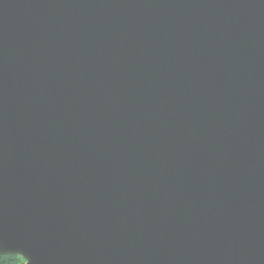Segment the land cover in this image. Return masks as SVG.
Listing matches in <instances>:
<instances>
[{
    "label": "water",
    "instance_id": "water-1",
    "mask_svg": "<svg viewBox=\"0 0 264 264\" xmlns=\"http://www.w3.org/2000/svg\"><path fill=\"white\" fill-rule=\"evenodd\" d=\"M264 264V0H0V255Z\"/></svg>",
    "mask_w": 264,
    "mask_h": 264
},
{
    "label": "trees",
    "instance_id": "trees-1",
    "mask_svg": "<svg viewBox=\"0 0 264 264\" xmlns=\"http://www.w3.org/2000/svg\"><path fill=\"white\" fill-rule=\"evenodd\" d=\"M0 258L3 260V264H23L24 258L17 255H0Z\"/></svg>",
    "mask_w": 264,
    "mask_h": 264
},
{
    "label": "snow or ice",
    "instance_id": "snow-or-ice-1",
    "mask_svg": "<svg viewBox=\"0 0 264 264\" xmlns=\"http://www.w3.org/2000/svg\"><path fill=\"white\" fill-rule=\"evenodd\" d=\"M0 264H3V260H2V258H0Z\"/></svg>",
    "mask_w": 264,
    "mask_h": 264
}]
</instances>
